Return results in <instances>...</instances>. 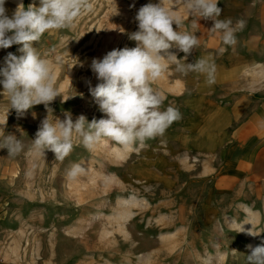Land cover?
<instances>
[{"label": "rangeland", "instance_id": "rangeland-1", "mask_svg": "<svg viewBox=\"0 0 264 264\" xmlns=\"http://www.w3.org/2000/svg\"><path fill=\"white\" fill-rule=\"evenodd\" d=\"M228 1L247 0H219L218 7ZM159 2L91 0L93 11L73 29L52 30L33 42L52 63L60 94L49 105L52 112L41 104L22 117L14 109L7 116L8 98L0 95V136L13 134L24 146L15 157L0 149V264H247V246L264 244V197L249 185L219 188L215 171L204 168L205 156L184 142L194 94L171 61L153 87L164 95L163 107L179 109L182 118L163 136L143 148L103 139L92 150L74 137V149L63 161L51 151L44 156L31 151L47 116L63 120L70 113L73 121L84 115L89 122L104 117L89 92V82L99 83L91 61L115 48L135 47L129 34L138 30L137 11ZM161 2L183 18L174 30L203 37L206 20L190 16L181 0ZM20 3L6 0L9 17ZM22 3L38 7L40 0ZM19 47L0 49V64L8 52L21 55ZM197 47L186 62H195ZM170 51L185 63L183 52ZM75 163L85 172L69 180L67 170ZM243 224L246 231L239 232Z\"/></svg>", "mask_w": 264, "mask_h": 264}, {"label": "clouds", "instance_id": "clouds-1", "mask_svg": "<svg viewBox=\"0 0 264 264\" xmlns=\"http://www.w3.org/2000/svg\"><path fill=\"white\" fill-rule=\"evenodd\" d=\"M181 2L197 21H212L210 31L218 34L225 46L237 43L236 33L244 29L246 21L241 19L233 24L231 19H219L222 12L218 7L219 0ZM5 3L6 0H0V49L21 45L17 49L21 55L8 52L0 64V85L3 87L0 95H6L10 105L7 116L9 110L14 109L17 116L22 117L29 109L41 104L48 113L52 112L49 105L60 95L55 87L52 63L41 55L33 42H39L52 30L73 29L82 15L93 11V4L91 0H40L38 7L35 3L25 7L21 0L9 17ZM135 20L138 30L129 34V39L136 42L135 47L115 48L103 58L91 61V71L99 83L91 87L89 82V92L104 117L89 122L84 115L75 121L70 113H65L63 120L50 121L47 116L32 139L33 154L44 156L47 150L54 153L55 160L63 161L74 149V137L79 138L86 149L92 150L103 139L125 148H143L148 140L163 136L182 118L179 109L171 105L163 107L165 97L153 87L166 71L165 61L175 63L176 71L183 75L195 72L205 76L207 85L215 83L217 69L212 58L201 57L195 62H186L199 40L194 33L174 30L173 24L177 29L182 26V16L164 7L160 0L158 4L142 6ZM171 49L183 52L185 63H180L181 59ZM69 98H63V101ZM6 123L7 120L4 128ZM261 126L264 127V122ZM23 147L22 141L13 134L0 136V149H7L9 157L17 156ZM84 172V166L75 163L66 175L69 180H75ZM244 225L239 232L246 231ZM248 234L256 235L250 231ZM247 247L250 250L246 255L247 264H264V244ZM232 252L239 253L234 249Z\"/></svg>", "mask_w": 264, "mask_h": 264}, {"label": "crops", "instance_id": "crops-1", "mask_svg": "<svg viewBox=\"0 0 264 264\" xmlns=\"http://www.w3.org/2000/svg\"><path fill=\"white\" fill-rule=\"evenodd\" d=\"M219 19L246 21L236 33L237 43L225 46L210 31L211 20L199 39L195 61L210 57L216 65V81L190 72L194 115L188 121L185 143L204 155V168L216 173L222 190L249 185L264 197V0L228 1ZM221 49H224L221 51Z\"/></svg>", "mask_w": 264, "mask_h": 264}, {"label": "bare ground", "instance_id": "bare-ground-1", "mask_svg": "<svg viewBox=\"0 0 264 264\" xmlns=\"http://www.w3.org/2000/svg\"><path fill=\"white\" fill-rule=\"evenodd\" d=\"M248 223H249V222H248ZM253 244H254V242L252 241L250 245H252V246H253Z\"/></svg>", "mask_w": 264, "mask_h": 264}]
</instances>
